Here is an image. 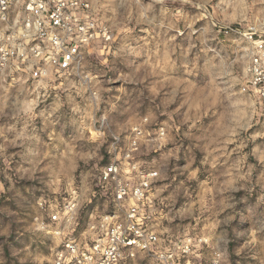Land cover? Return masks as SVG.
<instances>
[{
	"label": "clouds",
	"instance_id": "1",
	"mask_svg": "<svg viewBox=\"0 0 264 264\" xmlns=\"http://www.w3.org/2000/svg\"><path fill=\"white\" fill-rule=\"evenodd\" d=\"M0 264H264V0H0Z\"/></svg>",
	"mask_w": 264,
	"mask_h": 264
}]
</instances>
